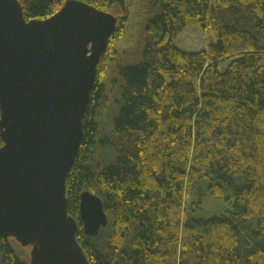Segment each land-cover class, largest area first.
<instances>
[{
  "label": "trees",
  "instance_id": "1",
  "mask_svg": "<svg viewBox=\"0 0 264 264\" xmlns=\"http://www.w3.org/2000/svg\"><path fill=\"white\" fill-rule=\"evenodd\" d=\"M18 1L26 20L65 2ZM81 1L116 18L65 180L88 263L264 264V0ZM133 15V45L118 51ZM187 26L203 30V50L174 45ZM84 191L107 219L94 236ZM205 197L232 209L194 216ZM11 242L0 237V264H29L30 246Z\"/></svg>",
  "mask_w": 264,
  "mask_h": 264
},
{
  "label": "water",
  "instance_id": "2",
  "mask_svg": "<svg viewBox=\"0 0 264 264\" xmlns=\"http://www.w3.org/2000/svg\"><path fill=\"white\" fill-rule=\"evenodd\" d=\"M115 23L81 0L30 20L18 0H0V237L30 246L29 264H89L67 212L65 180ZM79 216L86 236L107 223L88 191Z\"/></svg>",
  "mask_w": 264,
  "mask_h": 264
},
{
  "label": "rangeland",
  "instance_id": "3",
  "mask_svg": "<svg viewBox=\"0 0 264 264\" xmlns=\"http://www.w3.org/2000/svg\"><path fill=\"white\" fill-rule=\"evenodd\" d=\"M139 20L140 18H137L134 15L130 16V21L126 25L125 33L116 45L118 51H121L133 45V42L129 35V31L132 28V24L136 23ZM174 45L180 50L188 51V52L203 50L205 47L204 32L198 26H187L176 37V39L174 40ZM225 66L226 63H221L220 70H223ZM231 209H232L231 205L227 201L224 200L220 201L219 199L205 197L202 201L201 207H199L194 211V216L205 218L221 213L228 214L227 212L230 211ZM11 244L16 253L18 252L24 254L21 245L13 238Z\"/></svg>",
  "mask_w": 264,
  "mask_h": 264
}]
</instances>
